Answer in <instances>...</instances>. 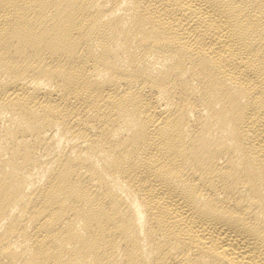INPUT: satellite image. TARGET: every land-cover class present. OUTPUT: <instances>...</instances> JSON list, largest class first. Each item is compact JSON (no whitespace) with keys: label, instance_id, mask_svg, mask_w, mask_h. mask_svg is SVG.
Wrapping results in <instances>:
<instances>
[{"label":"bare ground","instance_id":"1","mask_svg":"<svg viewBox=\"0 0 264 264\" xmlns=\"http://www.w3.org/2000/svg\"><path fill=\"white\" fill-rule=\"evenodd\" d=\"M0 264H264V0H0Z\"/></svg>","mask_w":264,"mask_h":264}]
</instances>
